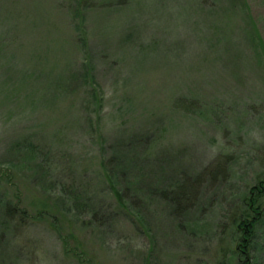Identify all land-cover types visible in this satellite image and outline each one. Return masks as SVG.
Masks as SVG:
<instances>
[{"label": "rangeland", "instance_id": "1", "mask_svg": "<svg viewBox=\"0 0 264 264\" xmlns=\"http://www.w3.org/2000/svg\"><path fill=\"white\" fill-rule=\"evenodd\" d=\"M108 1L117 0L82 10L44 0L33 37L0 38V80L14 52L34 60L40 24L61 39L63 52L43 53L49 67L74 58L83 73L65 69L57 88H0V264H241L232 218L264 181V0L234 8L224 32L189 26L195 8L185 0H124L106 13ZM232 56L235 68L223 67ZM181 96L195 111L174 104ZM123 141L139 143L125 159L143 161L122 166L135 189L199 178L200 205L183 227L150 197L146 217H106L117 206L100 162L112 166ZM5 201L24 213L21 230L6 221ZM254 207L264 208V191Z\"/></svg>", "mask_w": 264, "mask_h": 264}, {"label": "trees", "instance_id": "2", "mask_svg": "<svg viewBox=\"0 0 264 264\" xmlns=\"http://www.w3.org/2000/svg\"><path fill=\"white\" fill-rule=\"evenodd\" d=\"M70 1V0H69ZM73 1V0H72ZM78 3L80 9L85 10L92 7V3H90V0H74ZM121 1L124 2V0H117L115 1H108L104 2L101 6L103 12L111 11L115 9L116 6H122ZM160 1V4L164 3L167 0H157ZM186 5L195 8L194 16H191V20L189 21V26L191 23L195 22L193 20H197L199 24H209L207 25L209 27H213L215 31H222L225 30V18L226 16L230 14H236L238 11L234 10V8L237 7H246L248 5L247 0H185ZM24 0H0V38L7 39L10 37V34L13 33L14 37H19L21 40L28 39L30 37L34 36V26L37 25V21L41 24L45 23L44 21L47 20V9H45L44 0H29L28 7L23 6ZM56 7L60 6L59 0H53ZM143 2V1H142ZM141 2V7H142ZM73 4H70V7L68 10L73 8ZM76 5V4H74ZM94 6V5H93ZM133 6V5H132ZM157 6V4H155ZM21 7V8H20ZM31 7V9H29ZM78 7V8H79ZM28 11H33L36 13V16L38 19L30 18V15L27 17L26 15L30 13H26L25 11L27 9ZM240 11V10H239ZM242 11V10H241ZM22 17L23 21L18 22V19ZM27 18V21L26 19ZM31 20L34 24L29 23V20ZM251 18H245V21L248 22V24L253 21H251ZM253 23V22H252ZM21 25L20 28H18L17 25ZM25 24V25H22ZM40 24L38 30V37L40 39L39 42H41L42 46L38 47L37 54V60L35 61V55H33L34 60L30 58L29 55L26 54V56H23L19 52H14L11 57L7 58V62L4 63V72H5V78L3 80H0V88L8 89L12 87L13 85L22 84V83H28L27 87L34 88L35 83H37L36 86H38V89L44 88L46 86V89L48 87H59L64 75H65V69L72 68L71 71H77L74 76H77L80 78L81 74L79 72V69L77 68L76 59H69L64 62V64L61 66L60 63L55 62L53 63L52 67H49V65L45 62L44 56L48 51H52L55 54H60V52H63L61 49V45L59 43V40H61L59 37L57 38L56 35H54L55 31L58 33L56 26H54V33L50 32L51 29L42 30L40 27H42ZM249 24V25H250ZM188 26V27H189ZM208 27V28H209ZM19 30V31H18ZM60 32V31H59ZM251 33V32H250ZM253 32L251 33V37L254 40V37L252 36ZM6 35V36H5ZM53 36L55 39H53ZM64 36V35H63ZM224 35L222 36V39ZM1 42V41H0ZM30 42V41H29ZM69 42V41H68ZM53 43V45H51ZM46 45L45 46H43ZM1 46V44H0ZM3 48H5L3 46ZM28 48V47H27ZM47 50V51H46ZM43 53H45L43 55ZM53 53V54H54ZM34 54V53H33ZM65 54V53H64ZM237 55V54H236ZM11 58V59H10ZM236 56H232L230 61L227 59L225 63H223V67H232L233 63L238 60ZM42 59L44 63L42 62ZM32 61L29 63V61ZM59 66V67H58ZM58 67L59 69H57ZM70 71V72H71ZM69 72V73H70ZM80 75V76H79ZM34 79V81H33ZM32 81V82H31ZM52 81V82H51ZM54 82V84H52ZM30 85V86H29ZM50 88L47 90L49 91ZM35 92V90H33ZM32 91V93H33ZM27 93V92H26ZM31 93V91H30ZM187 98V97H186ZM185 98V96L177 97L174 100V104L178 107H184L188 109L190 112L195 111L196 106H192L193 102L188 103V100ZM50 99V98H49ZM46 101L48 102V98L43 99L42 103ZM199 109V108H198ZM139 144V143H138ZM138 144H129L127 142L123 143H115L112 146L117 148L118 154H113L108 161L111 163L112 166L106 165V161L104 162L101 160V166L105 168V181L107 184L112 188V194L116 201V209L110 210L107 209L108 214L106 217L109 219L113 215L118 214H124L127 217H130L132 220L133 218H137L136 216H141V218L144 216L146 217V210L144 207V201L146 197L153 198L160 203L163 202L164 205V211L167 212L166 214H175L177 218L182 220L180 224H177L179 228L183 227V219L185 215L192 211V208L196 205H200L199 200H201L197 188L195 187L194 180H198L199 178H183L180 180V182L176 184H172L170 186L162 187L159 185V183L150 184L147 186V188H141L135 189L134 186L129 185L126 182V170L122 168L124 165H130L131 167L135 164H140L142 161L140 158H130V161H127L125 158L128 153L133 152L134 150H138L137 146ZM110 146V147H112ZM127 151V152H126ZM122 152V153H121ZM124 157V158H123ZM121 169V170H120ZM125 170V171H123ZM121 174V176L119 175ZM205 174V173H204ZM201 174V175H204ZM207 175H209L207 173ZM214 175V173H213ZM212 175V176H213ZM107 176V177H106ZM148 189V190H147ZM264 191V181H260L259 184H256L251 187L250 190L246 191L247 199L244 198V208L240 210V213L237 214L234 218H232V224L234 225V232L232 236L231 243H236L235 250L240 252L241 255V264H261V260L263 257V246L260 245V232H262L261 229L264 227V208L261 209V212H258L257 208H255L254 205L258 201V196H260V193ZM141 192L143 195H141ZM256 192L257 198L252 197V193ZM101 205L104 208V204ZM7 207V210H5ZM97 207V206H96ZM96 211L94 212V217L97 218L98 210L95 208ZM3 210L5 214L9 215V218L7 215V222L11 223L14 226L15 230H21L24 225L25 215L24 213L18 209L16 206H12L10 202L5 201L3 203ZM8 211V212H7ZM254 213V214H253ZM136 216H135V215ZM19 216V217H18ZM104 217V218H106ZM182 217V218H181ZM101 224H104L103 221H100Z\"/></svg>", "mask_w": 264, "mask_h": 264}]
</instances>
